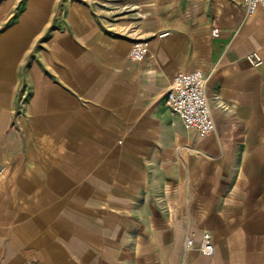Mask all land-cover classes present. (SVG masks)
Segmentation results:
<instances>
[{"label":"crops","instance_id":"0c3cea01","mask_svg":"<svg viewBox=\"0 0 264 264\" xmlns=\"http://www.w3.org/2000/svg\"><path fill=\"white\" fill-rule=\"evenodd\" d=\"M32 1L0 0V264H264V7ZM195 70L205 136L163 118Z\"/></svg>","mask_w":264,"mask_h":264},{"label":"built area","instance_id":"2783aa9c","mask_svg":"<svg viewBox=\"0 0 264 264\" xmlns=\"http://www.w3.org/2000/svg\"><path fill=\"white\" fill-rule=\"evenodd\" d=\"M240 2L247 16L255 15L260 8L264 7V0H240ZM212 35L217 36L218 29H213ZM148 50V41L136 40L131 45L130 59L134 62H141L145 59ZM246 60L253 66L261 62L257 53L247 55ZM207 80L208 74L202 70L178 72L172 79L165 100L166 105L181 118L186 128L195 129L202 136L211 134L215 128L206 92ZM4 169V166H0V175ZM193 249H198L206 256L212 255L215 246L211 234L204 232L199 245H196L191 237H187L184 252Z\"/></svg>","mask_w":264,"mask_h":264},{"label":"rangeland","instance_id":"374dc122","mask_svg":"<svg viewBox=\"0 0 264 264\" xmlns=\"http://www.w3.org/2000/svg\"><path fill=\"white\" fill-rule=\"evenodd\" d=\"M23 2L25 3V6H26V8L27 7H29V5H31V3L33 2L32 0H23ZM172 82V81H171ZM170 85H171V83H170ZM170 85H169V87H170ZM162 101H164V103H165V98H163L162 99ZM163 118L166 120V121H168V120H170V118H171V115H173V113L171 112V110H170V108L169 107H167V105L165 104L164 106H163ZM187 238V237H186Z\"/></svg>","mask_w":264,"mask_h":264}]
</instances>
